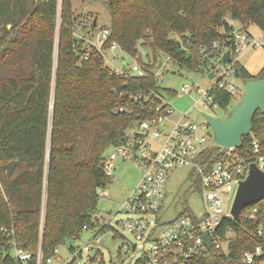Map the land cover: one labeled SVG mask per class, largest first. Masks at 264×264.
Returning <instances> with one entry per match:
<instances>
[{"label": "trees", "instance_id": "obj_1", "mask_svg": "<svg viewBox=\"0 0 264 264\" xmlns=\"http://www.w3.org/2000/svg\"><path fill=\"white\" fill-rule=\"evenodd\" d=\"M109 4L110 36L104 47L116 41L134 58L140 45L148 47L154 54L152 65L137 58L144 77L117 75L99 53L84 57L86 50L76 33H85L86 27L72 19L71 0L61 1L58 39L53 35L58 0H0V250L6 251L0 264H18L9 252L11 242L32 254L28 264H36L40 245L45 260L67 238L79 235L85 224L96 225L92 214L97 189L110 182L104 170L106 152L132 123L128 116L113 112L114 104L121 90L138 84L159 89L152 69L160 53L183 69L207 75L213 59L231 44L226 15L245 30L250 24L264 30V0H109ZM214 41L217 48L212 47ZM235 74L241 80L264 77V65L252 75L237 61ZM214 101L226 109L234 99L226 90H217ZM251 125L237 152L253 155L256 140L258 154L264 155V113L256 111ZM220 153L221 147L210 145L200 161L212 164ZM191 176L197 182L196 174ZM256 205L255 219H244ZM186 211L184 206L181 212ZM227 226L235 232L229 253L218 254L215 261L213 254L208 255V264H243L240 253L255 246L259 227L264 230V202L246 206L240 221L225 220L219 230ZM252 264H264V252Z\"/></svg>", "mask_w": 264, "mask_h": 264}, {"label": "built area", "instance_id": "obj_2", "mask_svg": "<svg viewBox=\"0 0 264 264\" xmlns=\"http://www.w3.org/2000/svg\"><path fill=\"white\" fill-rule=\"evenodd\" d=\"M61 1L58 0V6ZM225 20L231 25V44L223 48L219 56L213 59L218 70L210 71L213 72L211 83L205 89L196 87L200 102L212 107H219L214 101L217 90H226L233 99L236 95L239 96V89L235 84L238 79L235 74V64L239 62L240 54L261 45L257 37L240 26L238 20L228 16H225ZM93 22L84 19L81 25L86 27L85 33H76V38L83 41V49L86 50L84 57L88 58L90 53L96 52L102 55L104 64L117 75L126 78L146 76L145 71L136 61L131 65L125 62L127 68L125 71L122 70V66L115 68L108 63L105 48L112 50L119 46L116 41H111L107 47H104L110 36V30L101 28L95 35L96 27L92 29ZM217 46L218 42L214 41L212 47L217 48ZM226 49H230V57L229 61L224 63L220 61V57ZM201 51H205V47H202ZM153 75L155 79L156 77L159 79V76ZM181 91L182 94H189L191 90L189 86L184 85ZM182 94L178 96L182 97ZM172 95L175 97L176 92L174 91ZM117 97L113 112L128 116L132 123L121 141L113 146L115 152L105 158V174L111 177L112 161L121 156L132 160L140 170L141 176L118 211L127 218L115 220L110 217L100 221L97 213L94 212L92 217L99 224L95 226L85 224L79 235L64 241L70 244L68 249L74 255L72 260L63 264H72L77 255L81 257L83 248L74 247L71 242L81 237L84 231L92 232L97 246L95 249L88 246L83 264H107L104 254L105 250L110 254L109 248L105 246L106 238L109 236L113 240L120 241L116 247L115 261L110 255V263L121 260L129 251L133 254L137 253L133 264H208V255L213 254L211 258L214 261L218 254L227 256L229 243L235 232L231 226L223 230L219 229L225 220L238 221H235L230 214V207L227 209L224 207V196L227 198L231 191L235 193L238 182L247 174L250 162H255L264 171V155L258 154L256 140L252 141L253 155L243 156L234 147L221 148V153L212 164H202L200 158L203 152L210 145H216L214 139L209 141V137L213 134L204 117L202 122L193 121L188 110L177 120L172 121L175 113L170 104L172 97L168 95L167 90L162 92L161 89L147 85L138 84V87L121 90ZM177 168H189V174H196L198 177L197 182L191 181L192 185L199 189L202 210L195 213L181 212L168 221H161L169 172ZM104 194L103 188L97 189L98 200ZM258 209V205L252 206L244 213V219L254 220ZM125 232L133 236L138 244L129 241ZM205 234L209 236L210 247L205 242ZM255 241L253 248L243 249L240 253L239 260L243 264H252L263 254L262 227L257 229ZM11 243L12 255L18 264H28L32 254L20 248L15 242ZM57 247L54 248L52 256L43 260L40 245L36 254V264H48L53 258L62 259Z\"/></svg>", "mask_w": 264, "mask_h": 264}, {"label": "rangeland", "instance_id": "obj_3", "mask_svg": "<svg viewBox=\"0 0 264 264\" xmlns=\"http://www.w3.org/2000/svg\"><path fill=\"white\" fill-rule=\"evenodd\" d=\"M208 3L213 2L214 0H206ZM71 9H72V19L79 20L82 22L84 19L96 21V33L100 31L101 28H109L111 25V15H110V4L109 0H71ZM61 11L62 6L59 4L57 6V15L55 21V28L53 31L54 38L58 39L59 26L61 20ZM227 16V15H226ZM247 31L258 38V41L261 45L257 47L250 48L239 55V64L245 68L252 75H257L264 65V31L260 30L255 24H250ZM106 53L105 56L108 59V63L114 66L115 68H121L123 63L131 65L133 62L138 60L142 64L152 65V58L154 56L153 52L146 46L140 45L135 58L121 50L119 47H116L112 50H104ZM54 69L53 76L55 73V68L57 64V54L54 53ZM163 64L160 69H152L153 74L159 76V79L156 77V84L161 89L162 92L166 90H171L176 92V96L169 95L172 97L170 99V104L172 109L175 111L172 121H175L183 113H186L189 110V116L191 119L196 122H202L203 116L202 113H207L216 117L224 118L231 108L238 102L241 92H242V80H236V86L239 89V96L236 95L232 105L225 108L222 107H212L207 103L200 102V95L196 90V87L205 89L210 83L211 80L205 75L198 74L196 72L188 71L181 68L178 64L168 61V58L160 53ZM213 62V61H212ZM212 70L217 71L218 67L215 63L209 65ZM187 85L190 87L189 94H182V86ZM54 87V79L52 82V90ZM183 95L179 97L178 95ZM213 140V135L209 137V141ZM214 142V141H213ZM115 152L113 146H111L106 152V157L108 158L111 153ZM113 170L110 177V182L104 186L105 194L99 198L94 211L97 213V216L100 221L107 220L112 217V219H125L127 218L121 212H118L125 200L132 193L136 187L141 172L135 163L130 159H125L123 157H118L112 161ZM189 168H177L169 172L168 181L166 184V198L163 202L161 209V221H168L174 218L176 215L181 213L183 207H187L188 211L199 212L202 210V203L200 199V193L197 186L192 185V176ZM234 192L231 191L230 194L225 197L224 207L227 209L230 207L231 201L233 199ZM232 198V199H231ZM114 216V217H113ZM43 210L40 218V226L43 225ZM96 224H99L97 222ZM128 240L132 243H137L133 236L125 232ZM120 243L119 240H113L111 237L106 238L105 246L109 248L110 254L105 250V260L107 264H133L135 255L130 251L125 254V257L121 260L110 263V255L115 261L116 247ZM70 244L66 241L58 245V253L62 259L58 260L56 258L52 259V262L48 264H63L72 260L73 252L69 251L68 246ZM71 245L74 247L83 248L81 257L78 255L73 259L72 264H83V257L88 253V246H92L94 249L97 246L95 238L92 237L91 231H84L81 237L75 239L71 242ZM93 249V250H94ZM12 254V250L9 251ZM6 254V251L0 250V258Z\"/></svg>", "mask_w": 264, "mask_h": 264}, {"label": "water", "instance_id": "obj_4", "mask_svg": "<svg viewBox=\"0 0 264 264\" xmlns=\"http://www.w3.org/2000/svg\"><path fill=\"white\" fill-rule=\"evenodd\" d=\"M229 57L230 49H226L220 61L227 63ZM162 64V59H159L155 69H160ZM126 69V64L123 63L122 70ZM207 77L211 79L213 72H209ZM258 110L264 113V77L255 76L242 79L240 98L224 118L207 113H202V116L210 126L217 146L223 149L231 147L238 149L243 144V136L251 132L252 118ZM261 201H264V171L255 162H250L245 178L237 184L230 206V214L235 221H240V213L246 206ZM204 239L210 247L208 234L204 235Z\"/></svg>", "mask_w": 264, "mask_h": 264}]
</instances>
